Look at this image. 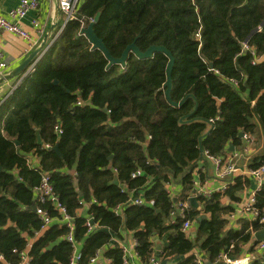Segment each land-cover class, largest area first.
Masks as SVG:
<instances>
[{
  "label": "trees",
  "instance_id": "trees-1",
  "mask_svg": "<svg viewBox=\"0 0 264 264\" xmlns=\"http://www.w3.org/2000/svg\"><path fill=\"white\" fill-rule=\"evenodd\" d=\"M77 10L85 17L100 12L95 33L116 58L135 40L141 51L152 45L171 50V97L185 101L176 107L166 98L165 53H130L125 65L110 64L81 33L80 22L69 21L0 106V264H19L26 248L30 264H71L65 236L72 229L52 200H39L43 174L71 215L77 264H94L102 255L109 264H124L120 240L132 236L143 262L157 252L174 264H197L200 252L222 264L221 255L259 251L258 219L241 217L239 228L226 229L234 207L224 197L241 202L248 177L235 176L224 192L199 196L201 209L190 204V235L181 229V215L171 216L167 184L181 186V201L190 202L205 152L222 157L229 143L241 145V131L252 142L250 134L264 126V59L254 61L264 55V0H80ZM29 154L40 158V169L28 165ZM252 163L253 169L264 165V155ZM138 196L146 204L130 203ZM81 200L98 223L93 231L88 213L77 212ZM255 200L263 214L264 182ZM33 206L56 221L43 229ZM248 264H264V251Z\"/></svg>",
  "mask_w": 264,
  "mask_h": 264
},
{
  "label": "built area",
  "instance_id": "built-area-1",
  "mask_svg": "<svg viewBox=\"0 0 264 264\" xmlns=\"http://www.w3.org/2000/svg\"><path fill=\"white\" fill-rule=\"evenodd\" d=\"M80 0H58V7L66 15L65 21L61 26V30L58 34L62 32V30L65 28L67 23L69 21L78 20L81 25V30L88 26V24L92 21H94V17H85V16H79L77 6L79 4ZM39 7V0H20L18 6L11 10V16L14 18V20H9L6 17L0 15V38L3 36L5 32H10L13 34L18 35L19 37L25 39L30 47H34L38 44V40L31 35L30 32H28L20 23L23 18L26 17V15L29 13V11L37 9ZM33 26L38 29V33L42 34L45 32L44 27L41 25V23L35 19L33 20ZM54 42V41H53ZM51 42V44L53 43ZM50 44V46H51ZM244 49L249 50L251 47L247 44H244ZM261 57H256L254 60L255 62L260 61ZM9 63L7 60H5L2 56V53L0 51V76L4 75L5 72L8 70ZM35 71V65L30 69V73ZM80 104V103H79ZM56 130L58 132H61V129L59 126H56ZM243 137L247 140V144L244 147V152L248 151L251 147V140L250 137L247 134H243ZM50 147V145H47ZM206 156L213 160L217 165V174L213 181L219 182L218 186H213L212 182H209V180H205L203 182L195 181V189H197L195 195L199 198V196L202 197H209L214 192H224L231 184V177L234 175H251L257 183V189L260 188L262 183L264 182V165L258 167V168H243L236 164L235 162L231 160H224L221 157H215L208 154V152H205ZM239 152H235L234 156H238ZM133 176H136V174H133ZM169 193H171L173 201H174V210L172 211L171 216L177 214H180L183 218L184 222L182 224V231L185 232L187 235L191 234L192 231V223L190 219L186 218L185 210L190 206V202H184L181 201L178 194H175L173 189L174 186L168 185ZM255 192H252L251 194H247L242 201L240 202V207L238 210L231 214L232 218H235L237 214L241 217H246L249 219H258L261 224V229L264 228V213L261 214V211L255 207ZM39 193V200L44 202L47 200H52L62 214V220L68 222V226L70 227L71 232L65 236V240L69 242L73 248V255L71 258V264H77L78 259L80 258L81 253L79 252L78 247V241L75 239L73 234V224L71 222V215L68 213L66 207L61 204L58 200V197L55 195L53 186L50 182V175L49 174H43L41 184L38 188ZM178 195V196H177ZM131 204L136 205H144L146 204V201L143 197H131L130 198ZM80 204L83 205L84 202L81 200ZM37 213L43 220V229H47L51 223L53 222L54 218L48 213L46 209L43 208H36ZM115 212L118 214L121 212L120 206L115 208ZM93 216H89L86 220V226L88 227V231H93L95 228H97L98 223L93 221ZM173 222V220H172ZM256 231H253V236L255 238L256 249L260 251H264V239L257 240L256 239ZM120 244L124 250V264H135L132 261L133 257H136L140 260V263L138 264H162V258L158 257L157 255H153L147 262H143L138 254V251L136 249L137 247V240L132 237L128 241L120 240ZM17 251V250H15ZM21 260L19 264H30V256L28 248L22 250L20 252ZM100 256L97 258H93L92 261L94 263H97ZM255 258V257H254ZM2 259V256L0 255V260ZM253 259V256L247 257H240V258H232L227 255H221L220 261H222V264H248L250 260ZM195 261L197 264H206L207 260L204 258L200 252H197L195 255Z\"/></svg>",
  "mask_w": 264,
  "mask_h": 264
},
{
  "label": "crops",
  "instance_id": "crops-1",
  "mask_svg": "<svg viewBox=\"0 0 264 264\" xmlns=\"http://www.w3.org/2000/svg\"><path fill=\"white\" fill-rule=\"evenodd\" d=\"M19 2L20 0H0V15L6 17L9 20L16 21L11 16V10L16 8ZM65 18L66 15L63 12H61V10H59L58 0H39V7L37 9L29 11L26 17L21 20L22 23H20L28 32L31 33L32 36H34L38 40V44L36 46L30 47L25 39L10 32H5L3 36L0 38V51L2 53L3 58L7 60L9 63L8 70L7 72H5L4 75L12 72L24 60H26L30 56V54L44 41L46 34H49L48 42L49 43L53 42L59 36L58 33L61 30L60 26L64 23ZM35 19H37L44 27L45 30L44 33L42 34L38 33V29L33 26V20ZM53 26L54 28H52ZM262 59H264V55L261 56V60ZM32 67H34V65ZM23 80H21V76H17L0 85V106L12 94V92L17 87V85H19ZM250 135L252 138V143L248 151L244 152V147L246 145L245 143H247V141L244 139L243 136L242 137L239 136L240 138H242L241 145L236 146L235 150H230V143H229L228 152H226L225 155L222 156L221 158H223L224 160L229 159L243 168H250L251 164H253L252 163L253 160L256 158L258 159V162L262 161L264 155V126H260L255 134H250ZM235 152H239V155L234 156ZM27 163L31 168H34L36 170L41 168L40 158L34 154H29L27 156ZM194 174H195V181L201 183L203 182V180L204 181L209 180V182H212L214 187L219 185V182L213 181L217 174V165L213 160L208 158L206 155L197 162ZM235 176H241V175H234L230 179H233ZM243 176L248 177L249 185L242 192V198L247 196V194H251L252 192L257 190L256 180L251 175L245 174ZM174 187L177 190V194L180 193L181 195L182 187L181 186L178 187V185ZM194 189L191 196H196L194 193ZM83 202L84 204L77 211L78 214L87 212L89 203L85 201ZM224 203L227 205L232 204V206L234 207V210L229 212V214H227L226 216L228 218L226 229L239 228L240 227L239 220L241 216L237 214L235 218H232L231 214L238 210V208L240 207V202H232L231 199L227 196L224 197ZM86 216L89 217L91 216V214L88 213ZM130 238H125L122 240L128 241ZM158 240L159 239H156L155 241L157 243V250H159L158 248L159 244L160 247L162 246L161 242ZM32 242L33 241H31L30 244ZM245 250H247L246 253L245 254L243 253V256L241 257L247 256L251 258V256H253V258L254 257L256 258L257 256L260 255V252L257 250H254L253 252L250 250V248H245ZM156 255L159 254L156 252ZM163 260H169V258ZM206 260L207 262L210 261L207 258ZM132 261L135 264L140 263V260L136 257H133ZM109 263H110L109 259H107L104 255H102L99 258L97 264H109ZM172 264H174L173 261Z\"/></svg>",
  "mask_w": 264,
  "mask_h": 264
},
{
  "label": "water",
  "instance_id": "water-1",
  "mask_svg": "<svg viewBox=\"0 0 264 264\" xmlns=\"http://www.w3.org/2000/svg\"><path fill=\"white\" fill-rule=\"evenodd\" d=\"M60 10V9H59ZM100 12L96 14V16L94 17V21L90 22L88 24L87 27L83 28L81 30V33L84 34L88 40L92 43V46L94 49H99L101 50L104 55L107 57V59L109 60L110 64H121V65H125L126 64V60L129 56L130 53H134L137 56H139L140 58H149L154 56V54L156 52H163L165 53L168 58H169V63H168V67H167V80L165 82V87H166V98L167 100L176 107H181L184 104L185 100H181V101H174L171 97V90H172V70H173V66H174V62H175V57L174 54L171 52V50H169L167 47L163 46V45H152L150 46L146 51H141L139 46L136 44V40L133 41L131 44H129L127 46V48L123 51L122 56L119 58L114 57L110 50L108 49V47L106 46V44L104 43V41L99 38L97 36V34L95 33V29L94 26L96 24V22L99 20L100 17ZM54 28V26L52 27ZM48 37L49 34H46L44 41L40 44V46H38L31 54L30 56L24 60L18 67H16L12 72H10L9 74L0 76V85L5 83L6 81L13 79L17 76H21V80H23L25 77H27L30 73V68L33 65H36L38 63L39 60L42 59V57L44 56V54L46 53V51L49 49L51 42H48ZM211 67H213V64L210 63ZM56 83H58V80H55ZM190 95V94H189ZM185 117L181 118V121H184ZM243 131H241L239 133V136L242 137L243 136ZM17 143L18 140H16ZM55 150L58 149V145H56L54 147ZM235 146L234 144L231 142L230 143V150H234ZM115 184H119V179L118 177H115L114 180ZM197 189H194V193H196ZM190 204L197 209H201V205L200 202L198 200L197 196H191L190 197ZM33 209L36 210V206H33ZM158 211H161L160 209ZM205 216H200L198 217V220H202ZM256 239L257 240H262L264 239V228L261 230H258L255 234ZM158 248L160 249V244L158 246ZM97 264V263H94ZM162 264H172V260H163ZM206 264H212L211 261H208Z\"/></svg>",
  "mask_w": 264,
  "mask_h": 264
}]
</instances>
